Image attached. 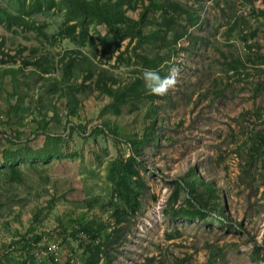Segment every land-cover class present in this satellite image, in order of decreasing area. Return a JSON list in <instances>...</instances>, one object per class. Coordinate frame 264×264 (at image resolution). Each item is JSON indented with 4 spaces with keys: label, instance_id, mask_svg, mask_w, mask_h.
<instances>
[{
    "label": "rangeland",
    "instance_id": "374dc122",
    "mask_svg": "<svg viewBox=\"0 0 264 264\" xmlns=\"http://www.w3.org/2000/svg\"><path fill=\"white\" fill-rule=\"evenodd\" d=\"M61 1L31 15L44 33L0 21V158L20 153L18 177L0 163V264H52L46 241L59 244L56 264H83L94 244L97 264H264V15L254 10L262 1L168 0L199 14L191 27L180 18L181 37L165 38L171 54L157 70L175 67L176 84L164 95L143 87L118 113L94 80L101 70L114 85L135 76L144 86L134 39L109 34L102 55L107 28L93 20L83 43L70 39L60 32ZM141 2L123 5L125 18L136 19ZM29 3L0 0L12 12ZM69 58L82 84L70 90L71 117L53 83ZM152 118L157 139L140 144L135 162L128 140ZM46 133L61 136L47 146ZM190 188L205 206L193 218L176 215Z\"/></svg>",
    "mask_w": 264,
    "mask_h": 264
},
{
    "label": "trees",
    "instance_id": "16d2710c",
    "mask_svg": "<svg viewBox=\"0 0 264 264\" xmlns=\"http://www.w3.org/2000/svg\"><path fill=\"white\" fill-rule=\"evenodd\" d=\"M134 1L135 0H62L60 3L65 8L67 18L65 20V25L60 27V32L65 33V35L69 36L72 40H77L80 43H83L85 41L87 31L86 26H84V22L90 20L98 23L103 22L106 25V33L108 34L102 36L100 40L102 55L106 52L109 46V34L113 36V39L117 40L121 39L122 37H128L129 40L134 39L135 43L131 48L133 54L137 57V61L142 64L141 70L146 67L158 69L160 63L168 59L171 54L170 49L172 44H167V40H165L166 35L171 32L173 33L174 38L181 37L183 33L182 31L184 29L180 25V18L185 19L184 22H186V24L191 27L197 23L199 14L196 12V10L194 11L192 9L182 8V6L177 2L170 3L168 0L165 2L148 0V2L145 4L141 2V9L136 19L132 20L130 18H125L123 14L124 9L126 7L132 6ZM261 1L263 8H256L254 10L259 15H264V0ZM52 3V0H30L28 6L21 4L19 9L20 12L14 11L15 13L3 6H0V21L4 19L7 26L13 22L23 29H34L38 33H44L42 30L44 24L36 23L35 20L31 18V15L41 11L43 6L45 8H49ZM123 5H125V8ZM150 12H154L156 15H150ZM154 16H158V18ZM70 18H77V21L71 23L69 20ZM177 25L181 27L180 32L176 28ZM146 42H148L153 48L151 53H145L143 51L136 50L138 45ZM164 47H168L169 54L166 52ZM0 54L6 55V53L2 50V42H0ZM23 63L34 64V60L26 59L23 60ZM63 65L62 77L55 78L53 83L55 85L54 87L67 99L66 112L68 116L71 117L76 114L77 99L71 94L70 90L73 87H78L82 84L76 85V82L73 79H76V77L74 74V63L72 58L66 60ZM38 68L43 72L47 69V67L41 65L38 66ZM87 77L88 73L85 75V78ZM115 83L116 80L112 74L109 73L106 75L104 71L98 70L94 84L102 94L111 97L110 105L112 106V111L114 113H118L122 104H125L129 100L135 99L136 97L138 98L144 86L142 85V82L139 80V78L135 76L123 83L118 82L116 85H114ZM153 122L154 120L152 118L138 138L135 137L128 140L129 147L131 149V154L129 157H133L135 162H139L135 156V152L137 151V148L140 146V144L151 142L153 139H157L153 131ZM78 126L81 128V123H79ZM69 127H72V125ZM4 132L5 131H3V133ZM15 134V132L10 134L13 140H17V138L14 137ZM59 136L61 135L46 133V145L50 144L54 139H59ZM18 154L20 153L5 151L0 158V163L6 165L11 178L19 176V171L16 166ZM203 185L205 187V194H210L214 190L213 186L209 182L204 181ZM189 194L190 196L187 197L188 205L177 208L174 212L176 215L193 218L201 211V206L199 207V205L205 206V204L201 203L203 194L193 192V189L191 188L189 189ZM195 203H198V206L195 205ZM89 227V223L87 222L82 224L80 229L85 233H88ZM35 240L37 241L38 238ZM22 241L25 242V240ZM99 246V244L89 246L88 252L84 257L83 264L98 263L99 252L101 251ZM25 263V261H19L17 259L13 264ZM29 264L39 263L30 261Z\"/></svg>",
    "mask_w": 264,
    "mask_h": 264
},
{
    "label": "clouds",
    "instance_id": "9594fccd",
    "mask_svg": "<svg viewBox=\"0 0 264 264\" xmlns=\"http://www.w3.org/2000/svg\"><path fill=\"white\" fill-rule=\"evenodd\" d=\"M177 69L172 67L167 75H161L155 68H143L141 70V79L144 87L153 94L164 95L170 88L176 84Z\"/></svg>",
    "mask_w": 264,
    "mask_h": 264
},
{
    "label": "built area",
    "instance_id": "2783aa9c",
    "mask_svg": "<svg viewBox=\"0 0 264 264\" xmlns=\"http://www.w3.org/2000/svg\"><path fill=\"white\" fill-rule=\"evenodd\" d=\"M4 129L0 128V138H2L5 133H3ZM2 136V137H1ZM45 250L43 251L44 257H50L52 264L58 261V250L59 244L56 241H46L44 244Z\"/></svg>",
    "mask_w": 264,
    "mask_h": 264
}]
</instances>
